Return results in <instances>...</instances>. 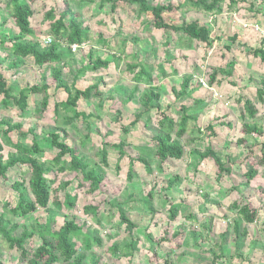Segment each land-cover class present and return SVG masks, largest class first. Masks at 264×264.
<instances>
[{
	"label": "rangeland",
	"instance_id": "374dc122",
	"mask_svg": "<svg viewBox=\"0 0 264 264\" xmlns=\"http://www.w3.org/2000/svg\"><path fill=\"white\" fill-rule=\"evenodd\" d=\"M66 1L89 28V39L85 42L89 48L73 52L63 42V61L60 64L63 77L71 84L76 71L87 62L85 59L91 49L95 50L96 55L110 62L108 68L88 71L76 82L77 88L85 89L102 78L100 95L89 100L80 99L78 102V110L91 113L93 117L89 118L88 122L80 119L73 125L65 126L64 118L69 113L62 110L56 115L54 102L65 100L66 93L63 89L56 88L50 66L39 68L34 64L32 57H27L17 69L3 71V66L7 65L3 64L0 70L7 83L15 90L28 85H42L46 78L50 86L49 106L42 114L38 113L42 96L31 95L28 108L20 113L15 106H3L0 96V120L12 117L14 121L22 123L23 131L34 129L35 132L31 135L19 137L17 132H14L11 137L15 143L19 142L25 146H31L34 141H38L43 148L40 158L45 162H49L55 155V150L45 140L46 133L65 127L66 134L63 136L69 145L76 148L93 167L105 175L101 193L90 194L87 185L81 183L80 186L81 176L75 172L62 173L53 170L47 176L49 180H54L52 190L55 191L62 182L70 181L66 192L77 196L75 206L71 209H56L50 204L49 210L38 209L25 217L13 216L3 207V203L8 202L9 208L14 207L18 194L13 190L12 184L28 178V168L17 165L7 172L5 179L0 177V214H6L17 223L19 231L24 226L44 224L50 216L54 223L53 228L58 230L66 218H75L79 225L88 229L89 234L97 235L102 240L100 245L93 243L91 250L86 251L82 238H75L79 252L87 256L84 264H89L92 256H97L101 263L165 264V261L169 260L173 264H182V246L196 249L198 256L194 257V260L199 261L197 264H206L208 260L213 261L214 250L222 253L218 244L224 235L227 239L222 244V255L231 252V244L234 241V246L240 244L236 249L238 253L243 251V246L249 245V240L258 241L255 239L257 237L263 240L260 245L264 246V234L260 236L262 231L252 233L244 227L248 230L246 236L233 231L234 221L239 219L240 226H247V223L241 220L237 209L231 207V204L236 202L239 206L248 204L257 209L259 228L264 231V165L260 164L264 154V134L258 136L242 133L245 122L257 123L264 128V101H259L256 95L259 81L264 78V64L261 65L258 58L249 53L252 46L238 45L230 39L236 28L229 27V17L240 8L247 9L253 4L255 13H264V0H236L239 3L235 5L230 3L231 0H224L221 3L222 15H215L213 11L192 9L190 3L172 13H165L167 22L199 20L213 30L212 47L200 44L205 47L201 55L197 51L193 52V49L187 51L176 47L166 51L162 45L166 32L154 29L151 14L139 16L136 5L119 2L115 11L111 12L110 4L101 6L99 1ZM184 1L149 0L151 5L172 3L174 6ZM7 2L8 0H0V39L5 41L8 40V33H18V28L6 8ZM64 5L65 0H37L34 3L32 27L40 39L49 35V21H44V14L50 8L59 13ZM225 16L227 25L224 21L222 23ZM259 19L263 20L264 27V14ZM219 20L224 28L222 34L217 26ZM215 30L217 31L214 32ZM221 52L224 53V58H221ZM241 55L245 56L244 67H248L249 71H245V68L238 69L230 77L221 76L219 84H209L214 68L224 67L232 60L235 62L236 56L242 57ZM0 57H5L8 63L13 60L9 49L0 48ZM139 60L140 64L157 65V68L153 67V85L161 93V111L178 120V112L181 106L185 105L189 108L188 113L197 118L196 122L188 124L184 139L179 140L185 149L180 159L160 162L155 155L153 136L157 133L160 112L151 111L144 114L135 125H131L135 117L143 112L139 97L148 87V83H138L135 74L128 68ZM242 63L245 64L243 61ZM160 66L165 71L164 77L163 74H157ZM186 74L191 76L188 90L193 87V91L181 98L176 97L173 87L180 90L183 75ZM136 88L133 98L128 100ZM215 92L217 96H214ZM242 97L250 99L258 110L254 119L242 116ZM224 123L226 125H222ZM210 124L214 126V134L207 129ZM190 139V143H185ZM103 141L112 144L124 142L126 155L120 162L119 170L116 169L119 154L112 148L108 150V167L99 163L97 153L102 149ZM208 144L226 162L230 174L217 178V168L211 158L201 159L200 156L193 155V150L203 152ZM10 151L11 148L5 147V156ZM139 156L147 158L151 173H147L144 165L136 160ZM132 159L135 160L133 175L129 178L128 171ZM250 167L255 168L258 173L246 185L245 173ZM170 181H174L172 188L168 187ZM57 191L59 198L63 200L64 190ZM151 191L154 193L153 201L143 200L142 198ZM172 203L182 204L174 221L168 218L169 206ZM87 204L100 206L99 220L84 213V206ZM150 204L155 209L154 214L148 209ZM119 208L136 224L132 235L126 231V225L120 220ZM147 232L152 234L154 246L148 240ZM175 232H179L177 237L172 236ZM164 236L168 237V241H161ZM132 238L138 239V249L125 256L124 248ZM40 244L38 235L27 241L26 259L17 248H10L0 236V260L2 264H28V259ZM113 244L119 246L116 253L110 251ZM59 264L69 263L61 258ZM219 264L231 263L222 261ZM258 264H264V261Z\"/></svg>",
	"mask_w": 264,
	"mask_h": 264
},
{
	"label": "trees",
	"instance_id": "16d2710c",
	"mask_svg": "<svg viewBox=\"0 0 264 264\" xmlns=\"http://www.w3.org/2000/svg\"><path fill=\"white\" fill-rule=\"evenodd\" d=\"M37 0H8L6 8L10 12V16L14 20L18 33L10 32L7 34L8 40L0 39V48L9 49L10 54L13 57L11 62H7L5 57H0V67L3 64V71L6 69H17L23 63L27 57H32L34 64L42 68L44 66H50L51 77L55 81L57 89H63L66 93V99L62 101L54 102V112L56 115L60 111L65 110L69 115L64 118V125H73L78 120L88 122V119L93 117L91 113H85L78 110V102L80 99L89 100L94 96H99L100 83L102 78H99L95 83L87 86L85 89H79L76 87V82L83 77L88 71H97L101 68H108L110 62L106 59L95 54V50H90L85 59L87 62L81 66L73 76V82H69L63 77V70L60 67L63 61L62 44L65 42L68 45L82 44L89 39V28L84 24L81 16L74 12L70 7V4L65 0V5L62 11L55 13L53 8H50L44 14V21H49V35L53 38L51 44L46 45L43 42L45 38H39L32 27V17L34 15L33 5ZM91 3L96 1L100 2V5H111V12H114L118 7V3L126 2L132 5H136L138 8V15L151 14L152 25L154 29L163 30L165 32H171L174 34H182L192 42L198 44H204L207 47H212L213 40L211 39V28L201 23L199 20L191 22H167L164 15L165 13H172L181 9L187 3H190L191 8L195 10H203L206 12H212L215 15L223 13L222 2L224 0H185L182 4L174 6L172 3L167 4H155L151 5L149 0H88ZM231 4H238L236 0H231ZM253 7V4H250ZM233 42L237 40V35L234 34L230 38ZM230 50V48H228ZM249 53L255 58L259 59L260 64H264V46L259 48L251 47ZM234 60L228 62L224 67L214 68L210 74L209 84H219L220 77H230L234 73L235 68ZM140 70L135 73L137 65H129V70L135 73V80L141 81L142 79L148 80L150 86L139 97V104L143 108V112L139 113L131 125H135L142 115L149 114L151 111H157L161 114L158 119L157 133L153 136L155 142V155L160 162H165L168 159H180L185 153L184 145L180 142L184 139L188 131V124L193 121H197L194 115L188 113L189 108L185 105L181 106L178 112V120L168 116L165 112H162L161 93L156 89L152 83L153 79L150 76L149 64H140ZM45 78V76H44ZM44 80V79H43ZM191 82V76L186 74L183 76L180 90L173 87V92L176 97H183L189 94L192 90H188ZM259 87L256 90L257 99L261 102L264 101V78L259 81ZM49 89L50 86L46 82V78L42 85H28L19 90H15L11 85L7 83V80L0 70V96L1 104L5 107L15 106L20 113H23L28 108V100L31 95H41V108L38 109V113L42 114L49 106ZM137 91V88L131 92L128 100L133 98V95ZM243 103V117H249L254 119L258 114L254 103L248 98H240ZM222 125H226L225 123ZM207 129L214 134V126L212 124L207 126ZM34 129L27 131L22 130V123L16 122L12 117H4L0 120V177L6 178L7 172L17 166L22 165L28 168V178L23 181H15L12 184L13 190L18 194V200L14 207H10L8 202L3 203V207L13 216L25 217L34 213L38 209L49 210L50 204H53L56 209H71L75 206L77 196L66 192L67 187L71 184L70 181H64L54 191L52 190V183L54 180L48 179V174L56 170V172H75L78 176H81V183L87 185L88 192L90 194L98 195L101 193V187L105 180V175L93 167L86 158L79 153V151L70 146L66 141L63 134H66L65 127L59 128L58 131H51L46 133L45 139L49 146L55 150V155L49 162L43 161L40 156L43 153V148L38 141H34L31 146H25L21 143H15L11 137V134L17 132L19 137L33 134ZM242 133L246 135H258L264 134V128L257 123H243ZM63 136V137H62ZM180 140V141H179ZM187 140L185 143H190ZM5 147H9L12 151L8 152L7 156L4 154ZM124 142L118 144L108 143L103 141L102 149L97 153L99 163L103 167H108V150L110 148L116 150L119 154L116 163V169H120V162L126 155L124 149ZM264 148V145H263ZM193 155L200 156L201 159L211 158L217 168V178H222L224 174H230V168L226 166V162L217 155L210 144L205 147L203 152L193 150ZM141 162L147 173H151V166L147 158L139 156L136 159ZM135 160H131L128 171V177L133 175V163ZM260 164L264 165V154L260 160ZM258 171L250 167L245 173L247 179L246 185H248L257 175ZM174 181H170L169 188H172ZM64 190V197L61 200L58 196L57 190ZM153 192H149L143 200L153 201ZM113 206V205H112ZM182 207L181 203H172L169 206V220L174 221ZM232 208L237 209V213L241 217V220L247 224H252L258 221V210L251 208L248 204L239 206L236 202L231 204ZM150 213L154 214L155 209L152 204L148 205ZM119 217L122 223L126 225V231L132 235L136 224L127 216L122 210L118 209ZM100 206L87 204L84 206V213L93 216L99 220ZM240 220L234 222V232L246 236L248 230L240 226ZM51 216L45 221L44 224L37 226L27 227L24 226L19 231V225L13 222L7 217L6 214H0V236L8 244L10 248H17L23 258L27 259L28 250L26 243L32 239L33 236L38 235L41 244L37 247L31 258L28 259V264H59L62 258L64 262L69 264H84L87 258L85 253H80L75 241L76 237H81L83 241V248L86 251L91 250L92 244L100 245L102 240L100 237L94 234H89L88 229L79 225L75 218H66L63 225L55 230L53 228ZM242 228V230H241ZM19 232L17 235L16 233ZM179 232H175L172 236H178ZM212 235V234H211ZM225 235L222 236L221 243L218 244L219 250L223 251V243L226 242ZM147 238L151 244L153 243V236L147 232ZM161 241H168V237L164 236ZM138 239L132 238L131 241L126 244L124 255H131L138 249ZM216 245V244H215ZM119 246L113 244L110 247V251L113 253L118 252ZM214 260L211 264H215L218 259V255L213 253ZM221 256V255H220ZM0 264H2L0 260ZM89 264H113V263H101L97 256H92L89 260ZM165 264H173L172 261L166 260Z\"/></svg>",
	"mask_w": 264,
	"mask_h": 264
},
{
	"label": "crops",
	"instance_id": "0c3cea01",
	"mask_svg": "<svg viewBox=\"0 0 264 264\" xmlns=\"http://www.w3.org/2000/svg\"><path fill=\"white\" fill-rule=\"evenodd\" d=\"M240 9H238L236 12H233L232 16L229 17V20H230L229 27L231 29L236 28V30L233 32V35L234 34L237 35V40H236L237 44L238 45L239 44H243V46H247L248 45V46H252L254 48H257V47L259 48L261 45L264 46V27L262 25L263 20L259 19V17L261 18L264 13L258 14L259 11H257V13H255L254 5H253V7H251L249 5L247 7V9L246 8L241 9V10ZM241 12L242 13L246 12V14H241ZM220 15H222V14H220ZM164 17H165V15H164ZM225 19H227V17L222 19V23L224 21L225 25H227V20H225ZM187 22H189V21H187ZM221 24H220V20H219L218 23H217V26H218V29L220 30L221 34H222V30L224 28L222 27L223 25H221ZM211 31H213V30H211ZM216 31L217 30H215L214 32H216ZM165 35H166V38H165V40H163V44L162 45L165 47L166 51L173 50L176 47V48H181V49H184V50H187V51H188V49H193V52L197 51L198 54L200 53V55H201V53H203V51L205 49V47H203L202 45L198 44L197 42L190 41L184 35L183 36H179V35H182V34H176L175 35L174 33L166 32ZM211 37H212V34H211ZM174 40H176V44H174ZM190 44H191V46H189ZM182 45H184L185 47H182ZM244 57L243 56L242 57H237L236 56V58H235V63L236 64H235V70L234 71H236L238 69L244 70V68L246 69L245 71H249L250 70L248 67H244V65H246ZM221 58H224V53L223 52H221ZM242 61L245 64H243ZM258 61H259V59H258ZM142 64H145V63H142ZM136 65H137V68L134 71L135 73H137L140 70V68H141L140 60H139V62ZM158 65H160V63H158ZM261 65H263V64H261ZM153 67L157 68V65L149 63L150 76L153 79L152 83L155 82V78H154V74H153ZM157 72H158L157 74H159V75L163 74L162 77H164L165 71H164L163 67L160 66L158 68ZM137 82L138 83H140V82L144 83L145 82L144 83L145 85L148 83V86H150V83L146 79H142L141 81H137ZM191 88L192 89H190V90L193 91V87H191ZM261 219L262 218H260V220ZM238 220H236V221H238ZM259 225H260V223H259V221H257V222H254V223L250 224V225L247 224V226H241V227L242 228L247 227V229L249 231H251L252 233L256 232V231L259 233V231H262L260 233V236H261V235L264 234V231L261 228H259ZM263 229H264V226H263ZM255 239H258V241L257 240H253V241L249 240L248 241L249 245L243 246V251L241 253H238L236 251L237 247L240 244H236L235 246L233 244L236 241H234L231 244L232 245V250H231V252L229 254H225V255L223 254L222 255V253H224L223 252L224 249H223L222 253H220L219 251L217 252L216 250H214V252H215L214 254L215 255L219 254V257L216 260L215 264H219V262H222V261H223V263H231V264H241V263L242 264H254V263L258 264V263H261L262 261H264V260H262L264 258V246L260 245V243H261L260 241H263V240L258 238V237L255 238ZM245 243H247V240H245ZM188 248H186V246L185 247H183V246L181 247V251L183 253V255H182V259H183L182 264H197V262H199V261L198 260H196V261L194 260V257L198 256L197 250L189 248V251H188L187 250ZM213 260H214V258H213ZM207 262H206V264H211L212 263L211 260L210 261L208 260Z\"/></svg>",
	"mask_w": 264,
	"mask_h": 264
},
{
	"label": "built area",
	"instance_id": "2783aa9c",
	"mask_svg": "<svg viewBox=\"0 0 264 264\" xmlns=\"http://www.w3.org/2000/svg\"><path fill=\"white\" fill-rule=\"evenodd\" d=\"M53 41V38L50 37V36H47L43 39V42L48 45V44H51ZM68 48H70L73 52H77L78 50H81V49H86V48H89V45L87 43H82V44H71V45H68ZM213 90V89H212ZM214 96H217V93L215 92V95Z\"/></svg>",
	"mask_w": 264,
	"mask_h": 264
}]
</instances>
